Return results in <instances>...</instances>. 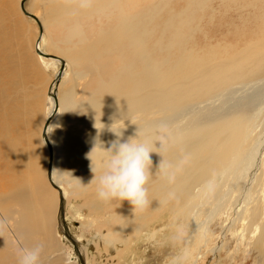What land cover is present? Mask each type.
Wrapping results in <instances>:
<instances>
[{
	"label": "bare ground",
	"instance_id": "bare-ground-1",
	"mask_svg": "<svg viewBox=\"0 0 264 264\" xmlns=\"http://www.w3.org/2000/svg\"><path fill=\"white\" fill-rule=\"evenodd\" d=\"M171 1L169 11L161 8L155 14L152 8L141 5L133 8L134 14H130L134 0H130V7L126 0H62L63 11L69 16L98 15L99 24L105 25L103 32L106 35L93 44L90 42L94 49L98 51V42L107 43L108 50L114 49L112 41L118 44L119 66L109 74L105 88L108 94L102 102L94 99L91 107L87 108L94 110L89 121L104 125L90 139L87 137V153L92 150L97 136L104 147L110 146L116 139L110 129L114 122V129L122 128V139L135 135L139 125L145 134L151 135L154 125L166 122L177 139L158 151L166 162L176 163L182 156L188 159L169 182L156 173L163 156L152 152L148 191L156 195L164 192L174 199L173 207L184 210L185 218L198 234L205 233L215 218L232 212L233 217L226 218L228 225L243 222L239 236H246L244 232L248 230L254 238V248L264 257V131L256 135V128H253L255 117L261 111L260 105L264 102V53L261 54L262 45L252 37L253 27L259 29L263 25L264 11L260 7L252 18L248 11L244 12L237 6L236 0H182L180 6ZM256 3L264 5V0H254ZM3 11L0 9L2 47L7 44V39L3 38L7 37L8 31L2 20ZM142 12L148 15L141 18L138 15ZM166 13H169L167 28L166 18L161 21L157 18V15ZM73 30L68 29L66 39L70 40L75 34L81 42L84 26L77 22ZM40 43L38 45L41 47ZM256 57L259 59L257 63L254 62ZM40 58L43 61L47 59L43 56ZM247 69L251 73V69H254L253 78L248 77ZM54 89L55 84L50 85L49 95L54 99L51 96L47 99L49 105L44 117L47 119L54 112L47 128L54 152L52 177L66 196L67 192L59 180L61 172L57 171L61 161L60 148L58 150L57 141L50 134L64 105L63 100L58 97L56 100L52 95ZM72 105L69 100L66 107H69L73 118L77 111L72 109ZM17 115L21 118L16 105L0 111V137L5 136L8 128L16 129ZM42 146L47 149L46 145ZM156 146H160L159 141ZM33 155L36 156V151ZM46 155L47 169L49 153ZM91 155L95 159L97 153ZM40 157H34V161L43 166L44 158L38 162ZM15 160L8 142L0 139V182L2 185L6 180L10 189L8 192L14 191L7 198L28 194L30 205L34 206L42 200V195H39L47 190L45 188L51 192L58 191L48 179L44 185L40 183L36 174L25 181L20 180L17 177L19 166ZM90 164L91 161L79 171L71 173L77 178L74 180H82V173L91 171ZM44 208L45 205L40 209L41 219L36 224L23 214L16 218L14 214H9L7 219L14 217L20 227L17 233L37 242L41 240L43 249L49 251L53 245L52 228H59V225L55 221L53 224L54 216L48 207L47 210ZM245 223L249 224V228ZM1 235L3 233L0 231ZM5 246H8L6 239H0V253ZM9 249L5 252L14 255V250L12 253Z\"/></svg>",
	"mask_w": 264,
	"mask_h": 264
},
{
	"label": "rangeland",
	"instance_id": "rangeland-1",
	"mask_svg": "<svg viewBox=\"0 0 264 264\" xmlns=\"http://www.w3.org/2000/svg\"><path fill=\"white\" fill-rule=\"evenodd\" d=\"M20 1L0 0V9L4 10L2 20L8 28L7 37L3 38L7 39V44L4 47L0 46V93H3H1L2 97L0 96V111L16 105L21 114V118L19 114L17 115L16 129L8 128L5 136L0 139L8 142L11 155L18 163L17 177L25 181L36 174L40 183L44 185L47 181L45 165L48 149L42 146L45 144L41 134L49 105L47 99L51 96L49 87L61 63L50 58L43 61L37 54L35 46L40 34V25L35 18L21 11ZM135 1L133 3L135 6H132L131 11L129 10L130 14H134L133 8L141 5L152 8L155 14L161 8L169 11L171 0H142L141 3ZM182 2V0L171 1L177 6ZM236 2L237 6L244 12L248 11L252 18L260 7L264 11V5L254 4V0H236ZM126 4L130 7V0H126ZM54 5L55 7H52ZM25 8L37 16L43 28L41 49L66 61L65 73L57 86V97L67 106L70 100L71 105L73 104L72 109L77 113L72 118L69 107L62 105L60 115L51 127L50 134L57 141L58 150L60 148L61 161L57 171L61 172L59 180L67 192L66 221L71 234L79 239L86 264H162L164 256L173 250L167 243V238L175 223H182L185 226L187 240L192 235L190 244L188 243L191 250L189 264H264V257L257 248H254V238L248 230L244 232L246 236H239L243 222L236 221L228 225L229 220L227 221L226 218L233 217L232 212L224 214L221 218H215L210 222L205 233L198 234L195 231L197 229H193L187 217L185 218L184 210L178 206L174 208V199L167 197L164 192L156 195L155 192L148 191L149 206L143 212L134 215L132 206L127 201L106 202L97 198L94 185H87L93 177L92 171L86 172L87 174L82 173L83 179L80 181L87 185L82 191L69 187L70 180L74 185L79 184V180H74L71 173L79 171L90 162L86 157L89 149L86 141L99 130L95 124L98 128L104 127L89 121L94 110L87 108L91 107L94 99L102 102L108 94L105 88L109 74L119 66L116 52L118 44L112 41L114 49L108 50L107 43L98 42V51L94 49L91 44L98 41L102 35H106L104 34L106 32H103L106 30L105 25L99 24L98 15L69 16L63 11L62 0H26ZM147 15L146 12H142L138 16L142 18ZM164 17L167 28L169 13L157 15L158 21ZM77 22L85 28L82 30L84 38L80 42V38L74 34L70 40H67L68 29L74 32L73 28H76ZM261 26L259 29L253 27L252 37L255 42L262 45L260 47L262 54L264 53V22ZM258 61L256 57L254 62ZM247 70L250 73H247L248 77L253 78L254 69H251L252 73ZM51 98L54 99L52 96ZM262 104L261 111L257 113L253 123L256 135H261L264 131V102ZM35 151L37 157L41 156L38 162L44 158L43 166L34 161ZM45 189L47 190L41 191L39 195H42L40 198L42 200L33 206L30 205L31 198L28 194L7 198L14 191L8 192L10 189L6 185V180L2 185L0 182V221H4L3 228H0L3 233L0 239L5 238L8 243V248L5 246L4 251L0 253V264H16L15 255L5 252L10 248L13 253L14 243L21 241L23 244L31 245L37 242L36 239L17 233V230L20 231L18 223L14 221V217L7 219V215L14 214L16 218L23 214L29 216L30 220L33 219L36 224L41 219L40 209L45 205L44 209L47 210L48 207V211L54 216L53 224L55 221L58 225L56 216L59 193L56 189L57 192ZM164 200L167 203L161 204L160 202ZM245 224L248 227L249 224ZM52 229L54 230L51 232L53 245L49 251L42 249L40 264H80L73 244L63 236L57 226Z\"/></svg>",
	"mask_w": 264,
	"mask_h": 264
},
{
	"label": "clouds",
	"instance_id": "clouds-1",
	"mask_svg": "<svg viewBox=\"0 0 264 264\" xmlns=\"http://www.w3.org/2000/svg\"><path fill=\"white\" fill-rule=\"evenodd\" d=\"M113 124L110 129L116 135V139L110 143V146L104 147L103 142L97 136L94 138L92 150L86 154L91 161L90 168L93 173L87 185H94L95 194L102 201H119L120 203L127 201L132 206L135 215L137 212H143L150 204L147 187L152 175L150 154L158 152L163 156L158 149L175 143L177 137L166 122H159L151 129V135L145 134L139 125L135 135L122 139V128L116 130ZM95 127L99 129L96 124ZM157 141L160 142L159 147L156 146ZM93 152L97 153L95 159L91 155ZM187 159V156H182L178 162L173 163L166 162L163 156L156 173L171 182ZM71 177L77 179L72 174ZM87 185L82 184L80 180L76 185L71 180L69 181V187L74 190L82 191ZM160 203L164 204L167 201ZM3 226L4 221H0V228ZM167 243L173 250L164 256L162 264H189L191 250L185 226L182 223L174 224L168 235ZM42 249L41 242L31 245L22 242L14 243L16 264H40Z\"/></svg>",
	"mask_w": 264,
	"mask_h": 264
},
{
	"label": "water",
	"instance_id": "water-1",
	"mask_svg": "<svg viewBox=\"0 0 264 264\" xmlns=\"http://www.w3.org/2000/svg\"><path fill=\"white\" fill-rule=\"evenodd\" d=\"M25 1L26 0H21V2H20L21 10L24 12V14L35 18L39 22V25H40V34H39V37L37 39V44L35 46L37 54L40 56L46 57V58H51V59L57 60L61 63V66H60L53 82L51 83V85L55 84V89H54V92L52 95L57 100V86L59 85L60 81L62 80L61 78L63 77V75L65 73L66 61L64 58H61L55 54H50V53L43 51L41 49V47L38 45L40 43V41L42 40L43 28H42L40 21L37 18V16L26 10ZM57 109H58V106L56 104V110L55 111H57ZM53 117H54V112L49 114V116L47 117V119L44 123L43 130H42V137L44 138V142H45V145H46V147L48 149V153H49L46 175H47V179L49 180L51 185L54 188H56L58 190V193H59V204H58V214H57L59 228L61 229L63 236H65V238H67L73 244L77 260H79L80 264H86V261H85V258L83 256V253L81 252V248H80L78 240L69 231V227H68V224L66 221V216H65V196H64L63 189L59 186V184H57L53 180V177H52L54 152H53V145L51 144L49 137H48L47 128H48L49 124L51 123Z\"/></svg>",
	"mask_w": 264,
	"mask_h": 264
}]
</instances>
